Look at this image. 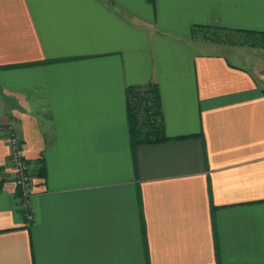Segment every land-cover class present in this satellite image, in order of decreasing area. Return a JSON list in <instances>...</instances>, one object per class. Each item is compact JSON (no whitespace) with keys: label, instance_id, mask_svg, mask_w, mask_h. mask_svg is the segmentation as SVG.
<instances>
[{"label":"crops","instance_id":"crops-1","mask_svg":"<svg viewBox=\"0 0 264 264\" xmlns=\"http://www.w3.org/2000/svg\"><path fill=\"white\" fill-rule=\"evenodd\" d=\"M193 25L264 32V0H0V264H264V51ZM150 85L170 139L132 150Z\"/></svg>","mask_w":264,"mask_h":264},{"label":"trees","instance_id":"trees-1","mask_svg":"<svg viewBox=\"0 0 264 264\" xmlns=\"http://www.w3.org/2000/svg\"><path fill=\"white\" fill-rule=\"evenodd\" d=\"M207 29H219L227 33L233 32L241 34V36H249L252 37L249 46L264 48V32L262 31L223 26L193 25L191 27V35L195 37L200 31L205 32ZM205 38L210 40L208 35ZM126 100L132 150L140 144L162 142L170 139L164 133L159 92L156 85H150L146 88L128 87L126 89ZM44 174L45 168L40 163L35 170V176L42 177Z\"/></svg>","mask_w":264,"mask_h":264},{"label":"built area","instance_id":"built-area-1","mask_svg":"<svg viewBox=\"0 0 264 264\" xmlns=\"http://www.w3.org/2000/svg\"><path fill=\"white\" fill-rule=\"evenodd\" d=\"M7 140L9 144V165L13 173V181L18 188L19 197L21 200V208L25 211L26 218L32 219V214L29 211V197L32 191L33 175L32 168L29 165L20 139L18 138L13 125H6Z\"/></svg>","mask_w":264,"mask_h":264},{"label":"rangeland","instance_id":"rangeland-1","mask_svg":"<svg viewBox=\"0 0 264 264\" xmlns=\"http://www.w3.org/2000/svg\"><path fill=\"white\" fill-rule=\"evenodd\" d=\"M205 33V36L208 35L210 38V42L208 44L207 50L209 52H221L229 56L230 60L236 62H241V64L249 65L248 61L245 60V58L236 59V57H233L232 52H235L236 49L244 50V51H251L253 54L260 53L261 51H264V48L260 47H254L249 46L252 37H245L244 35L241 36V34H236L233 32H224L219 29H207V31L203 32ZM198 35V34H197ZM237 35V36H236Z\"/></svg>","mask_w":264,"mask_h":264}]
</instances>
